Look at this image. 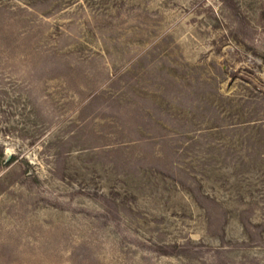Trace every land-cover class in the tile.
Listing matches in <instances>:
<instances>
[{
	"label": "rangeland",
	"instance_id": "rangeland-1",
	"mask_svg": "<svg viewBox=\"0 0 264 264\" xmlns=\"http://www.w3.org/2000/svg\"><path fill=\"white\" fill-rule=\"evenodd\" d=\"M0 264H264V0H0Z\"/></svg>",
	"mask_w": 264,
	"mask_h": 264
}]
</instances>
